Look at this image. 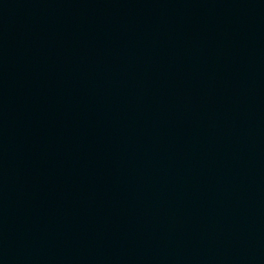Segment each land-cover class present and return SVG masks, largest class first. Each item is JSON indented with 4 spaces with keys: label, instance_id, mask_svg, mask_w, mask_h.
Wrapping results in <instances>:
<instances>
[{
    "label": "water",
    "instance_id": "water-1",
    "mask_svg": "<svg viewBox=\"0 0 264 264\" xmlns=\"http://www.w3.org/2000/svg\"><path fill=\"white\" fill-rule=\"evenodd\" d=\"M0 264H264V0H0Z\"/></svg>",
    "mask_w": 264,
    "mask_h": 264
}]
</instances>
